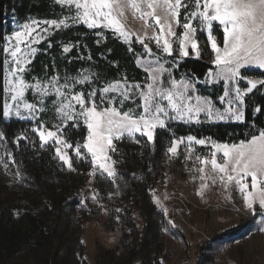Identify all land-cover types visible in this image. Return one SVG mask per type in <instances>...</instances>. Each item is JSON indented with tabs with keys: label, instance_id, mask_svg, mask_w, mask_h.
I'll return each instance as SVG.
<instances>
[{
	"label": "snow or ice",
	"instance_id": "obj_1",
	"mask_svg": "<svg viewBox=\"0 0 264 264\" xmlns=\"http://www.w3.org/2000/svg\"><path fill=\"white\" fill-rule=\"evenodd\" d=\"M55 3L75 9L70 17L73 24L107 29L128 44L130 51L133 41L139 43L143 52L138 54L136 63L146 73L143 84L130 83L124 76L99 88L93 87L100 79L99 74L90 71L71 77L54 73L43 80L28 82L24 78L25 66L31 64L37 52L33 45L38 42V30L50 35V27L68 28L69 23L66 19H53L43 21L49 27L41 28V22L32 20L4 38V62L10 65L4 91L11 102L5 101L2 115L8 119L39 120V113L48 111L50 103L59 120L55 130L40 122L30 131L38 137L39 146L52 147L55 156L70 171H76L69 154L72 150L76 158L89 162L91 178L107 177L115 184L118 161L113 158L117 152L114 141L128 138L139 144L141 140L137 137H143L148 144L155 145L158 131L161 134L172 131L170 122L200 124L204 122L201 115L208 121L243 122L246 97L264 89V78H251L252 74L246 71L264 70V0H55ZM129 11L146 29L153 30L150 36L147 31L135 34L127 28L125 20ZM176 28L182 29L179 35ZM198 31L205 34L214 54L213 64L218 69L209 71L207 78L224 85L223 95L219 97L222 104H227L223 111L211 99L195 94V83L191 80H177L173 76V67L178 68L179 62L165 67L168 61L164 56H173L174 46L180 58L189 57L190 50L196 58L200 57ZM216 31L222 34L221 42ZM149 43L155 45L156 51ZM72 47L71 44L64 46L63 52H69ZM87 58L91 60L90 55ZM261 76L264 77V72ZM29 90L36 93L37 103L25 98ZM125 102L134 106L125 108ZM254 111L261 113L262 108L255 107ZM81 126L86 129L83 142H71V132ZM172 137L167 147L170 157L179 154L182 144L187 158L195 150L193 145L210 146L209 156H196L201 165L200 179H210L215 184L218 178L226 188L234 183L243 195L246 210L264 219V129L235 142H216L192 135L176 137L175 133ZM5 139V132L0 130V141ZM20 141L33 143L25 132L15 138L17 145ZM0 163L8 168L2 158ZM209 166L211 174L205 171ZM15 175H20L18 170ZM207 186V183L200 185L201 189ZM91 199L98 203L95 190ZM155 203L167 213L159 198ZM169 224L175 226L171 220ZM257 231L264 233V226Z\"/></svg>",
	"mask_w": 264,
	"mask_h": 264
},
{
	"label": "trees",
	"instance_id": "obj_2",
	"mask_svg": "<svg viewBox=\"0 0 264 264\" xmlns=\"http://www.w3.org/2000/svg\"><path fill=\"white\" fill-rule=\"evenodd\" d=\"M49 0H0V130L5 132L14 167L20 173V183L15 184L5 194H0V264H88L85 250L81 243V232L85 219L77 208L83 200L86 202L98 193V203L110 210V225L114 229L119 217L122 245L106 255L96 257L95 264H112L109 256L115 258L116 264H152L150 247L154 239L151 229V216L145 203L150 207V192L157 185L162 174L156 175V165L161 160L166 147L162 141L169 143L172 133L176 137L196 136L216 142H235L251 132L264 129V89L254 91L245 100V120L242 123L229 124H176L169 125L171 132L157 133L155 145L148 144L146 138L140 137L137 144L125 138L117 143V152L113 158L118 161L116 167L118 178L112 181L98 179L94 188L88 187L85 172L82 179H74L65 166L55 156L51 148L39 146L38 137L30 131L31 124L20 121H5L2 111L4 105V53L7 33V15L14 10L17 17L40 16L51 19ZM75 28L59 33L53 37L69 38L78 43L71 54L77 57L76 50H90L94 60L102 61L101 75L108 81H115L126 76L130 83L145 81L146 73L136 68L134 55L116 36L107 32L104 36L98 30L77 27V34H71ZM89 35V36H88ZM76 48V50H75ZM85 50V49H84ZM86 51V50H85ZM84 51V52H85ZM87 53V52H85ZM116 64L108 66L106 62ZM98 71L100 67H97ZM70 71L75 70L73 67ZM183 71L190 72L198 79H205L211 66L202 61H188ZM257 75H260L258 73ZM219 95L223 93L218 89ZM213 99L214 94H203ZM261 107V113H255V107ZM25 132L29 141L16 144L15 138ZM83 138L86 130L82 129ZM118 195L115 200L112 193ZM149 198V199H148ZM148 199V200H146ZM114 200L113 202H111ZM154 209L153 207H151ZM117 209H120L118 212ZM109 223V222H108ZM131 240L132 248L127 244ZM150 239V240H148ZM129 249V253L124 255ZM147 249L149 255L145 254ZM158 252L157 257L164 260ZM154 260V259H153Z\"/></svg>",
	"mask_w": 264,
	"mask_h": 264
},
{
	"label": "rangeland",
	"instance_id": "obj_3",
	"mask_svg": "<svg viewBox=\"0 0 264 264\" xmlns=\"http://www.w3.org/2000/svg\"><path fill=\"white\" fill-rule=\"evenodd\" d=\"M49 1L52 12L51 19H44L40 16H26L23 19L17 17L14 10L9 11L7 15V33L5 37L19 30L22 24L31 22L32 20L41 22V28L49 27L43 24V21L53 19H66L70 25L68 28L61 27L60 29L50 27V35L38 30V42L33 45L37 48V52L31 58V64L25 66V80L28 82H34L35 79L43 80L46 76L50 77L54 73H59L61 76H64L66 73L71 77L76 76L80 72L90 71L93 74L98 73L100 77L98 82L93 83V87L95 88L103 86L106 82H113L108 81L101 75V68H103L104 63L94 60L86 45L84 48L86 51L80 47L78 50L75 48L77 53V57H75L71 54L73 47L67 53L63 52V47L70 44L76 47L78 43L71 42L69 38L65 37H58L53 40L55 35L71 28L75 29L70 35L78 33L77 27L83 26L87 28V26L80 23H72L70 17L75 14L74 8L58 5L55 3V0ZM125 23L127 28L135 34H143L145 31H147L149 36L152 34L153 30L151 28L146 29L144 23L131 11L126 14ZM93 30L100 31L101 34H98L99 37L104 36L107 32H111L107 29ZM181 31L182 29L176 28L178 35ZM215 34L217 35L218 42H221V32L216 31ZM115 36L129 49L128 44L117 35ZM196 38L199 41L201 49L199 58H196L194 53H191V50L189 57L180 58L174 46L173 56H164V59L168 61L165 67L179 62L178 68L173 67V76L177 80H191L195 83V94L211 99L216 107L223 111L227 107V104L220 102L219 97L223 93L221 95L218 93V89L224 91L223 82L213 83L208 80L207 76L205 79H198L190 72L181 69L188 61L195 62L205 59V63L212 67L210 71H218L213 64L214 54L210 49L209 42L205 38V34L198 31ZM146 42L148 41L146 40ZM149 46L156 51L153 43H149ZM131 48L133 50H129V52L135 54L134 64L136 68L144 72L143 68L136 63L138 54L143 52L142 46L133 41ZM89 55L91 56V60L87 58ZM106 64L111 67L116 66V64L109 63L108 61ZM9 67L10 65L4 62V80ZM70 67H73L75 70L70 71ZM97 67H100L99 71ZM246 71L252 74L251 78H264L257 75L258 73L261 74L264 72V70L252 68ZM241 87H244L243 83H241ZM214 93L218 96L216 100L203 95ZM25 98L32 103L38 102V97L34 90H29ZM5 101L11 102L6 92L4 94V103ZM136 103H139L138 99ZM130 106L134 105L131 102H125V108ZM47 108L48 111L39 113V120L21 119L17 117L4 119L7 122L20 121L29 123L31 124V128L37 126L40 122H44L55 130L54 126L59 122L58 117L50 103L47 104ZM201 120L204 121L203 123L208 124L242 123L234 120L208 121L204 119L203 115H201ZM176 124L194 125L196 123L186 124L179 121L169 123V125ZM83 128L81 126L79 129L71 132V142H83V134L81 132ZM137 138L139 139L140 137ZM165 139L163 138L162 141L168 147L169 143H166ZM118 142L120 141H114L115 145ZM45 146L51 148L53 151L52 147ZM167 147L163 152L161 160L156 165V175L162 174V178H160L157 185L151 190L150 199H146L154 209L145 203L147 212H153L151 216V229L154 230V239L149 250L151 263L160 264L162 260L163 264H264V233L257 231L258 227L264 226V219L259 216H253L251 212L246 210L243 195L234 183L226 188L218 178L215 184L210 179L206 181L200 179L201 173L198 169L201 165L196 160V156H209L211 152L210 146L193 145L195 150L191 153L190 158L186 157V149L183 144L180 146L179 154L175 157H170L167 153ZM69 154L73 157V165L76 171H70L63 162H60L74 179L84 178L81 172H85L88 178V187L91 189L95 187L98 179L111 181L107 177L97 176L96 178H91L88 175L91 171L89 162L76 158L72 150H69ZM0 158H2L4 163L8 164V168L5 169L3 163H0V194L3 195L11 190L13 186H16L15 184L20 183L21 179L20 176L17 177L15 175L16 172L14 171L16 169L10 148L7 144V139L0 141ZM205 171L211 174L210 166ZM202 183H207L208 186L201 189L200 185ZM112 197L115 200L118 199V195L114 194V192L112 193ZM156 198H159L168 209L167 213L155 203ZM77 211L85 219L84 228L81 232V243L86 252L84 258L88 264H95L96 257L104 256L106 255L105 252L114 251L122 245L123 237L120 230V219L116 218L114 229H112L109 218L110 210L105 205L97 203L90 198L87 202L83 200L77 208ZM170 220L174 222V227L169 224ZM131 240L128 239L126 241L130 248L133 247L130 243ZM159 251H161L160 255L164 256V260L161 257H157ZM128 253L129 249L124 255ZM145 254L149 255L147 249H145ZM108 260L113 261L112 264H116L115 258L112 256H109Z\"/></svg>",
	"mask_w": 264,
	"mask_h": 264
}]
</instances>
